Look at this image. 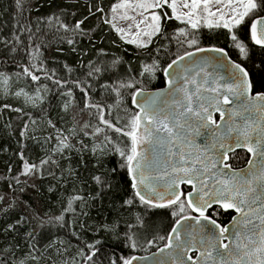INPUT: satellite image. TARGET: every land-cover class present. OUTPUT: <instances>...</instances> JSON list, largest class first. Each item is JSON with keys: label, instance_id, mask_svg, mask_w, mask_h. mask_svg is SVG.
Here are the masks:
<instances>
[{"label": "trees", "instance_id": "16d2710c", "mask_svg": "<svg viewBox=\"0 0 264 264\" xmlns=\"http://www.w3.org/2000/svg\"><path fill=\"white\" fill-rule=\"evenodd\" d=\"M118 1L23 0V8L19 9L16 0H0V195L11 201V206L0 202V257L12 250L15 255L9 257L10 261L23 259L34 246V264H74L73 257L80 261L79 249L98 241L101 254L97 264H110L120 257L144 255L164 245L165 240L158 238L167 237L176 220L190 213L187 207L177 215L175 205L157 208L141 203L132 191L127 169L119 166L121 158L103 140L104 133L99 137L79 134L78 121L98 124L93 109L81 111L85 102L109 106L108 118L118 117L119 126L124 127V122L137 112L131 103V90L123 89L124 95L117 97L111 88L131 76L141 82L144 90L160 89L165 85L163 70L168 63L185 51L195 50L186 44L181 46L175 38L178 28L183 27L177 21L166 25L171 41L153 35L148 46L142 47L123 40L112 25L104 23V19L112 17L111 9ZM95 6L104 8V19L99 13L90 16L83 26L86 35L65 32L60 26L75 25L88 14L89 7L94 11ZM22 27L30 31L23 32ZM240 35L248 46L246 59L233 47L227 30L202 27L196 32L199 46L223 48L248 71L252 93H264V47L250 40L248 24L241 28ZM150 64L158 65L152 74L138 75ZM93 65L101 72L89 76ZM25 67L32 68L41 81L30 80L22 71ZM84 87L89 89L87 98L81 91ZM21 89L39 99L33 103L14 95ZM69 102L71 106L65 110ZM58 130L66 136L72 132L68 142L75 147L59 156L52 166L54 175L20 176L26 162L38 163L46 155H54L56 139L49 138L59 137ZM107 135L117 147L130 148L129 136L111 130ZM80 142L84 148H80ZM238 153L230 160L234 166L238 159L240 164L248 158L245 152ZM96 176L102 177L104 183H97ZM16 177L27 182L17 184ZM76 195L83 199L72 202L75 211L63 212L70 197ZM129 199L134 201L132 205L126 203ZM62 213L64 221L42 223ZM208 214L221 224L233 216L218 208ZM126 232L134 233L135 248L129 247ZM149 240L156 242L149 245Z\"/></svg>", "mask_w": 264, "mask_h": 264}, {"label": "snow or ice", "instance_id": "6c2138e0", "mask_svg": "<svg viewBox=\"0 0 264 264\" xmlns=\"http://www.w3.org/2000/svg\"><path fill=\"white\" fill-rule=\"evenodd\" d=\"M16 4L19 9L23 8V0H16ZM126 6L122 3L116 4L111 11L115 14L118 9ZM134 10L143 18L140 23L145 20L149 23L152 31L146 35L150 37L154 35L171 41L173 37L166 35V25L170 21L182 24L183 27L178 28L179 35L175 38L181 46L186 44L188 48H195V52L185 51L182 55L172 59L163 70L164 75L169 77L167 84L171 89L164 100H160L159 95H145L144 89L140 86L141 82L131 76L127 80L120 81L115 88L109 86L117 97L124 95L123 89L131 90L132 103L138 108V112L131 117L130 121L124 122V127L119 126L118 117L108 118L111 115L107 111L109 106L85 102L81 111L86 108L93 109L98 124L93 126L87 121H78L79 134L99 137L101 133H104L103 140L110 146V150L116 152L121 158L119 166L126 168L130 174L133 181L132 187L141 203L157 208L175 205L178 210L177 215L184 213L186 207L198 213L197 216H180L168 236L158 238L165 240L164 247L159 249L161 253H164L166 249H171V252L167 253L171 264H189V262L190 264H264V93L251 97L252 82L249 79V73L239 63H232V67L227 69L231 83L225 84H220L218 81L210 84L208 77L211 74L206 71V65L210 61L207 59L200 62V67L193 76L187 75L189 71L187 66L183 67V71H176L182 61L193 57L196 52L213 51L227 58L223 48L206 49L199 46L196 32L202 27L210 30L221 28L227 30L228 39L245 59L248 56V46L241 38L240 30L246 24L249 25L250 40L255 45L264 47V0H138ZM104 11V8L100 6H95L94 11L92 7H89L88 14L78 20L75 25L61 24L60 26L65 32L86 35L83 26L88 18L99 13L104 19ZM119 18L132 21L135 17L121 15ZM114 19L115 16L108 17L104 19V23L115 28ZM133 27L138 30L140 24L129 23L128 31L131 32ZM21 31L28 32L30 29L22 27ZM116 31L123 32L125 29L116 28ZM16 40L20 42L19 35L16 36ZM68 42L75 43L73 40ZM127 42L137 43L134 39H129ZM138 46L147 47L148 45L144 43ZM29 55H32L33 59H38L34 53H29ZM214 59L221 62L219 58ZM157 67L156 64L146 65L143 72L138 75L145 73L150 75ZM32 68H35V65H32ZM32 68L25 67L22 71L30 80L39 83L41 77ZM100 72L101 68L93 65L89 76ZM201 73H203V79L198 81L196 77ZM177 80L180 82L177 83ZM56 83L61 84L60 81ZM63 83L67 84L66 81ZM76 84L79 86V82ZM81 91L87 98L89 89L84 87ZM68 94L71 95L70 90ZM14 95L26 97L33 103L39 99V97L30 96L23 89L15 92ZM138 97L143 98L138 100ZM234 101L238 103L228 110L230 115L227 120H224L225 110L222 109V105L233 104ZM257 101L260 103L256 104ZM70 106V102L66 103L65 110ZM4 107L10 108L11 105H4ZM14 110L21 111V109ZM215 112H218L221 120H224L223 128L213 118ZM237 117L240 118L239 123H237ZM210 125L214 126L210 145V148L217 149L214 155H208L207 150L200 149L189 138V130L199 134L201 129H209ZM52 127L56 126L52 125ZM125 127L129 130L125 131ZM26 130L27 125H25ZM107 130L129 136L131 138L130 148L126 146L127 150H125V148L117 147L116 142L107 135ZM72 131L76 132V129ZM21 134L23 135L24 132L22 131ZM71 135L72 132L66 136L60 131L59 137H50L49 139H56V146L52 149L54 155H46L38 163L26 162L20 176L54 175L52 166L57 163L59 156L64 150L75 147L68 142ZM229 139L231 143L227 142ZM169 145L175 146V151ZM84 147L85 145L80 142V148ZM238 147L246 148L253 159L248 161L247 170L241 169L235 172L227 161L231 158L229 153L234 152ZM189 148L191 151L186 153L185 149ZM153 150H163V161L169 165L171 172L168 168L158 167L156 160L152 157ZM174 156L179 159L175 163H170L169 158ZM21 159H24L23 153H21ZM225 169L231 175L225 173ZM160 171L171 177L167 181L168 199L166 203H156L142 194L146 188H151L153 192L156 191V181L161 179V176L153 174ZM14 179L17 184L27 182L26 180L22 182L19 177ZM94 180L97 183H104L100 176L94 177ZM208 180H214V182L209 185ZM197 183L200 187L196 191L195 200L193 192L185 194L179 191L181 184L192 185L195 190ZM205 188H209L206 193H204ZM20 190L23 192V187ZM205 196L208 198L205 199ZM181 197L184 199L181 200ZM82 199L83 197L78 195L70 197L63 212L75 211L72 208V202ZM160 199L164 200V196L161 195ZM0 202H6L11 206V201H5L3 195H0ZM126 203L132 205L134 201L129 199ZM212 203H220L224 210L233 209L240 214V218L233 224L231 237L226 235L230 232L228 227L221 226L206 215V209L211 207ZM257 203H259V208L256 207ZM0 210H3L2 206ZM64 219L62 213L56 217H49L42 223L53 220L59 223ZM190 220L199 224V228L185 224V221ZM201 221L208 223L203 224ZM182 233L184 234L183 239ZM124 235L129 242V247L135 248L134 233L126 232ZM155 242V240L147 241L149 245ZM97 244H99L98 241L94 244H86L84 248L79 249L77 255L80 261L77 262L73 257L74 264H97V258L101 254ZM33 248L34 246H30L24 258L17 257L15 261L9 260V257L15 255L14 251L9 250L0 257V264H30V261L34 264L37 256L33 253ZM192 251L198 252V255L195 257L188 255ZM138 259L144 258L120 257L119 261L112 260L110 264H134V261ZM156 264H164V261H157Z\"/></svg>", "mask_w": 264, "mask_h": 264}, {"label": "water", "instance_id": "95a60500", "mask_svg": "<svg viewBox=\"0 0 264 264\" xmlns=\"http://www.w3.org/2000/svg\"><path fill=\"white\" fill-rule=\"evenodd\" d=\"M256 46H258V45H256ZM258 47H261V46H258ZM205 48L206 49H210V48H213V47H205ZM216 48H219V47H216ZM192 51L195 52V50H192ZM226 54H227V52H226ZM214 58H219V60L221 62H217V60L214 59ZM204 59H207V60L210 61V63L208 65H206V71L211 74L208 77V80H209L210 84L213 83L214 81H218V83H220V84L231 83V81L229 79V74H228V70L227 69L231 68L232 67V63H236V62H234L228 56V54H227V58H225L223 54L217 53V52H213V51L196 52L193 57H190L187 60L182 61L181 62V65L176 68V71H183V67L184 66H187L189 68V71H188L187 75L193 76L196 73V71H198V69L200 67V62L202 60H204ZM193 61H195V63H193ZM163 75H164V73H163ZM164 78H165V85H164V87H162L160 89H157V90H144V94L145 95H152V96L159 95L160 96V100H164L167 97V93L169 91H171V89H169L168 84H167V80L169 79V77H166L164 75ZM196 79L198 81L201 80V79H203V73H201L200 76H197ZM176 82L179 83L180 81L177 80ZM256 95L257 94H253L252 93V90H251V97H255ZM142 98L143 97H138L137 99L140 100ZM131 103H132V98H131ZM236 103H238V101H234L233 104L222 105V109L225 110V118H224V120H227L228 119V116L230 115V112L228 110H230L233 107H235V104ZM255 103L256 104H259L260 102L257 101ZM132 106L138 112V108H136L135 105H133V103H132ZM216 116L219 117L217 122L221 125V128H223L224 127V120H221L220 115H219L218 112H215L214 113L213 118L216 119L215 118ZM239 119H240L239 117L236 118L237 123H239ZM213 128H214V126H211L210 125L209 126V129H201L199 134L195 133L192 130H189V138L192 139L194 141L195 145L198 146L200 149L207 150V154L208 155H214V154L217 153V149L210 148V145L212 143V138L211 137H212V129ZM227 142L228 143H231L232 141L229 139ZM169 147H171L172 150L175 151V146L169 145ZM236 150H244V151L247 152V149L244 148V147L235 148V151ZM188 151H191V149L190 148L189 149H185V152L186 153ZM231 153H233V152H231ZM231 153H229V155ZM247 154L249 155L248 161L250 159H253V157H252V155L250 153L247 152ZM152 157H153L154 160H156L157 165H158L159 168H161V169L162 168H168V171L171 172V168L169 167V165L168 164H165L164 161H163V150H153L152 151ZM178 159H179L178 157L174 156V157L169 158V162L170 163H175ZM248 161H247V163L245 164L244 167H242L240 169H233L232 168V170L235 171V172H239V170H241V169L247 170L249 168ZM228 162H229V160L227 161V163ZM225 173H227L228 175H231V173L227 169H225ZM128 175H129V178H130L132 191L136 195L135 189L132 187L133 181H132L129 173H128ZM153 175H159V176H161V179H159L158 181H156V191L153 192L151 190V188H146V189L143 190L142 194H144L146 196V198H151L156 203H166V201L168 199L167 181L171 177L167 176L162 171L157 172V173H154ZM213 182H214V180H208V184L209 185H211ZM183 185L184 184H181L179 186V191H181V186H183ZM137 186L138 187H141L139 184H137ZM184 186H186L187 188H190V190L188 192H193L194 193L193 199L195 200L196 199V191L199 189L200 185L197 183L195 190H194V188H193L192 185H184ZM208 191H209V188H205L204 189V193H206ZM161 195L164 196V200H161L160 199V196ZM200 195H203V193H200ZM207 198L208 197L205 196V199H207ZM256 207L259 208V203H257ZM213 208H219L223 212H231L233 214L230 222L225 226V227H228L230 229V232L228 234H226V235H229L231 237V230L233 228V224H234L235 220H238L240 218V214L236 213L235 210H233V209H229L227 211L224 210L221 207L220 203H212L211 207H209V208L206 209V215ZM188 209L191 211V215H189V216H197L198 215V213L193 212L190 208H188ZM201 223L207 224L208 222L207 221H201ZM185 224H191L195 228H199V226H200L199 224H196L195 221H191V220L190 221H185ZM174 226H175V224L173 225V227ZM209 226H211V225H209ZM170 232H171V230H170ZM181 236H182V239H183L184 238V234L182 233ZM226 242L227 241H225V243ZM164 245L158 247L154 251L149 252L147 254H144V255H134L136 257L144 258V259H138L137 261H134V264H156V262L157 261H160V260L164 261V264H171V259L167 255L168 252H171V249H166L164 253H161L159 251V249L162 248V247H164ZM188 255H191V256L195 257L196 255H198V252L192 251V252H189ZM189 264H190V262H189Z\"/></svg>", "mask_w": 264, "mask_h": 264}, {"label": "rangeland", "instance_id": "374dc122", "mask_svg": "<svg viewBox=\"0 0 264 264\" xmlns=\"http://www.w3.org/2000/svg\"><path fill=\"white\" fill-rule=\"evenodd\" d=\"M138 2V0H120L116 4H125L127 5L125 8L118 9L117 12L112 16H115V19L113 20V23L115 24L114 30L116 31V28H124L125 31L123 32H117L119 36L125 40L128 41L129 39H134L137 41L138 44H144L148 43L150 36L146 35V33H150L151 27L149 26V23L145 20V22L140 23V21L143 19L141 16L136 14L135 12V4ZM115 4V5H116ZM121 15H128V16H134V20L128 21V20H122L119 17ZM145 16H147V13H145ZM129 23H132L133 25L139 23L140 27L137 30L135 27L132 28L131 32L128 31L127 25Z\"/></svg>", "mask_w": 264, "mask_h": 264}, {"label": "flooded vegetation", "instance_id": "af4514ba", "mask_svg": "<svg viewBox=\"0 0 264 264\" xmlns=\"http://www.w3.org/2000/svg\"><path fill=\"white\" fill-rule=\"evenodd\" d=\"M215 118H216V120L218 121V118H219V117L216 116ZM238 152H245V153L247 154V152L244 151V150H236L235 152L231 153L229 156L232 158V157H234L235 154H239ZM247 155H248V154H247ZM231 158L229 159V162H228L229 164H231V163H230ZM248 159H249V155H248V158H244V159H243L244 163H240V164H238L239 161H241L240 159H238V160H237V161H238V162H237V166H234L233 164H231V166H232L233 169H240V168H242V167L245 166V164L247 163ZM189 190H190V188H187V187L184 186V185L181 186V191L184 192L185 194H186ZM181 198H182V197H181ZM183 198H184V197H183ZM218 209H219V208H218ZM189 211H190V210H189ZM187 215H188V216L191 215V211H190V213L187 214ZM207 215H208L209 217H211V215H209L208 213H207ZM231 218H232V217H231ZM212 219H213V218H212ZM230 220H231V219H230ZM215 221H216L218 224H220L221 226H224V227L230 222V221H229V222L226 223V224H221V223H219L217 220H215Z\"/></svg>", "mask_w": 264, "mask_h": 264}]
</instances>
